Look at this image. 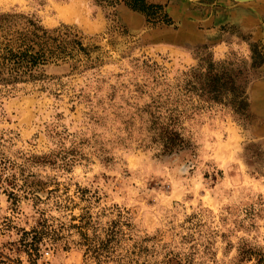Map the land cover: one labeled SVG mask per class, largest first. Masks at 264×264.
<instances>
[{
	"label": "rangeland",
	"instance_id": "374dc122",
	"mask_svg": "<svg viewBox=\"0 0 264 264\" xmlns=\"http://www.w3.org/2000/svg\"><path fill=\"white\" fill-rule=\"evenodd\" d=\"M128 3H78L46 27L47 0H0V264H264V0ZM210 65L246 99L243 116L183 92ZM170 114L187 146L162 155L153 138ZM226 116L242 151L220 168L201 156L234 144L198 141L207 125L223 145ZM127 155L145 157L135 172Z\"/></svg>",
	"mask_w": 264,
	"mask_h": 264
},
{
	"label": "clouds",
	"instance_id": "9594fccd",
	"mask_svg": "<svg viewBox=\"0 0 264 264\" xmlns=\"http://www.w3.org/2000/svg\"><path fill=\"white\" fill-rule=\"evenodd\" d=\"M18 2L23 3V0H18ZM92 0H87V3H83L82 0H67V3L64 2V0H59V3L56 2V0H47V7L45 8L44 11L39 12L38 15L42 17L41 23L46 26V27H56L57 26V21L58 20H63L65 19V16L67 15V13L70 11V9L76 5V4H80L81 7H84L86 9V11L90 14L91 11H93L94 9L88 8V4H91ZM35 10V9H32ZM55 10V12L57 13L55 18H49V16L47 15V13L49 11ZM233 50H237V45L234 43L232 45ZM220 50H224L227 51L226 48H224L223 43L221 45L218 46V48L214 49V52H219ZM239 54L244 55L245 57L248 55V51H247V46L246 45H241L239 48ZM215 59H219L220 57H214ZM189 63H194L193 61L189 60ZM216 123L218 124V127L223 129L224 133L228 134L227 140L225 141V143L223 145H221L219 143L221 136L219 132H208V128L207 125H205V127L203 129H201V132L205 134V140L204 141H198L199 143H203V147L204 150L206 151H211V149L209 148V145L207 144V138L208 137H215L217 143L215 145H213V148H227L228 144H234V149L231 152V154L227 157V159H224L223 157H218L215 154L213 155H202L201 159L204 161H210V160H214L216 161L217 165L220 168H224L225 165L229 162L233 161V157L235 156V154L237 152L242 151V149H240L238 146H235V143H238L242 137L240 135H238V133L240 132V129L231 122L229 117H225V121L223 124H220L219 121H216ZM122 153H118V155H120ZM147 155H151V153H148ZM127 161V167L129 169V171L135 172L136 169L138 167H140L139 161L140 160H145L144 156H133V155H127L124 157ZM237 164H241V162L239 160H235L234 161ZM201 167H203V165H201ZM241 168H243V165L241 164ZM81 168L80 167H76L73 171V175L75 177H77L78 179L81 178ZM95 171L96 172H100V171H104V169L102 167L99 166V164H97L95 166ZM148 172H151V167L149 166L147 169H144L142 171V175L140 180H132V183H136L138 185V188H144L145 184L143 183V180L146 178ZM112 175H116L117 173H111ZM91 175V174H90ZM156 175H161L160 172H157ZM200 181V175L197 174L196 178L194 181H192V183L194 184V189L193 191L199 190L201 188V183ZM173 188H176V185L173 184ZM182 191V190H181ZM261 192H264V189H260ZM130 194L132 196L136 195L135 191H131ZM157 199L159 200V202L161 204H168V202L172 199H180V196L176 195L175 190L172 192L171 195L169 196H165L163 193H160L157 196ZM205 200H207V197H204ZM5 200V197L0 196V207H6V205L3 203ZM120 201L117 200V203H119ZM129 206L132 205L133 201L129 200ZM142 210H145L143 208V205H141ZM25 211H30V206L28 208L25 209ZM154 211V209H153ZM53 215H55V213H53ZM152 229L149 228V232H151ZM242 235V234H241ZM249 239H251V237H249ZM259 244L264 245V239H261L258 241Z\"/></svg>",
	"mask_w": 264,
	"mask_h": 264
},
{
	"label": "trees",
	"instance_id": "16d2710c",
	"mask_svg": "<svg viewBox=\"0 0 264 264\" xmlns=\"http://www.w3.org/2000/svg\"><path fill=\"white\" fill-rule=\"evenodd\" d=\"M127 6L134 11L146 13V7L149 5L146 4V0H129ZM6 54L11 59L16 58L11 51H7ZM25 57H28V55L24 54L22 56V58ZM30 58L29 64L35 66L37 57L32 56ZM191 78L185 81L183 87L185 94L199 99L203 98L205 102L211 101L213 104L223 105L224 107L229 105L234 109L235 113L242 116L247 112L248 104L246 99L236 94L235 83L223 68L218 70L213 65H210L205 73H196ZM229 94L233 96L231 99H229ZM166 119L167 122L156 129V137L153 138V142L161 147L162 155L171 154L187 146V142L175 128L178 123V117L170 114Z\"/></svg>",
	"mask_w": 264,
	"mask_h": 264
},
{
	"label": "water",
	"instance_id": "95a60500",
	"mask_svg": "<svg viewBox=\"0 0 264 264\" xmlns=\"http://www.w3.org/2000/svg\"><path fill=\"white\" fill-rule=\"evenodd\" d=\"M232 1H235V2H248V1H251V0H232Z\"/></svg>",
	"mask_w": 264,
	"mask_h": 264
},
{
	"label": "bare ground",
	"instance_id": "6f19581e",
	"mask_svg": "<svg viewBox=\"0 0 264 264\" xmlns=\"http://www.w3.org/2000/svg\"><path fill=\"white\" fill-rule=\"evenodd\" d=\"M251 1H253V0H251ZM248 2H250V1H248ZM242 3H245V2H242Z\"/></svg>",
	"mask_w": 264,
	"mask_h": 264
}]
</instances>
